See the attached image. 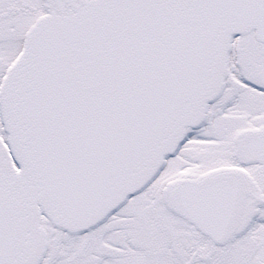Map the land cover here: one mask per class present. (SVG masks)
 I'll return each mask as SVG.
<instances>
[{
    "label": "snow or ice",
    "instance_id": "obj_1",
    "mask_svg": "<svg viewBox=\"0 0 264 264\" xmlns=\"http://www.w3.org/2000/svg\"><path fill=\"white\" fill-rule=\"evenodd\" d=\"M0 264H264V0H0Z\"/></svg>",
    "mask_w": 264,
    "mask_h": 264
}]
</instances>
